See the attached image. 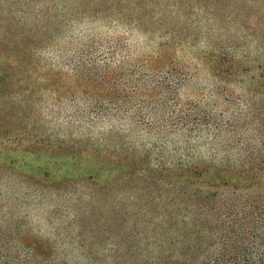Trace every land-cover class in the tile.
<instances>
[{
    "label": "rangeland",
    "instance_id": "1",
    "mask_svg": "<svg viewBox=\"0 0 264 264\" xmlns=\"http://www.w3.org/2000/svg\"><path fill=\"white\" fill-rule=\"evenodd\" d=\"M262 2L222 0L208 7L229 12L262 7ZM171 28L170 20L152 33L120 23L84 22L40 53L43 66L61 74L58 79L66 87L56 91L34 77L40 85L26 111L40 136L78 147L83 157L0 150L2 262L23 264L26 247L41 243L46 248L42 264H89L82 246H96L103 255L128 226L118 212L123 203L162 192V182L179 164L236 156V150H223L232 138L217 129L231 133V125L237 126L244 114H255V104L263 102L249 92L252 74L231 77L230 67L223 75L214 73L207 57L215 49L211 39L173 38ZM209 29L221 38L226 66L243 57L247 46L233 25L204 23L190 32ZM92 45L98 53L120 47L107 61L109 67L102 64L106 70L97 80L70 89L74 73L65 60ZM103 77L106 84H101ZM75 111L85 112L87 123ZM145 177L154 181L147 183ZM106 228L118 231L113 235ZM102 255L97 264H112Z\"/></svg>",
    "mask_w": 264,
    "mask_h": 264
},
{
    "label": "trees",
    "instance_id": "2",
    "mask_svg": "<svg viewBox=\"0 0 264 264\" xmlns=\"http://www.w3.org/2000/svg\"><path fill=\"white\" fill-rule=\"evenodd\" d=\"M221 1L0 0V150L6 152L26 149L37 157H83L78 147L55 145L50 136H40L36 120L26 111L40 85L34 77L43 78L42 85L50 89H65L58 79L61 74L47 70L40 53L53 49L77 24L120 23L152 33L170 20L173 38L211 39L210 46L215 49L207 57L214 73L223 75V69L230 67L231 77L252 74L249 92L254 100L263 101L255 104L256 113L244 114L237 126H230L231 133L224 127L217 129L232 138L223 150H236V156L219 162L179 164L162 182V192H148L142 201L123 203L118 212L124 213L128 226L114 236L118 244H110L103 252L112 264H264V6L229 12L208 7ZM204 23L233 25L240 30L247 46L243 57L226 66L220 37L211 29L199 35L191 33ZM94 46H86L65 60L74 73L70 89L97 80L106 70L102 64L120 47L98 53ZM105 79L101 84H106ZM75 114L80 115L81 123H87L85 112ZM255 119L261 124H255ZM201 131L202 126L197 132ZM147 179V183L154 181ZM114 210L116 214V207ZM97 230L91 239L96 240ZM117 231L106 228V233L113 235ZM26 248L23 264H42L46 248L41 243ZM82 249L87 251V263L97 264L102 254L98 255L96 246ZM0 264L10 263L0 260Z\"/></svg>",
    "mask_w": 264,
    "mask_h": 264
}]
</instances>
